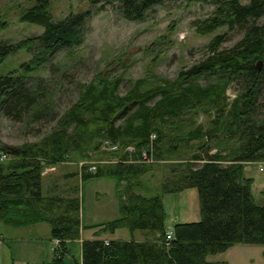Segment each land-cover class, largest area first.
Returning a JSON list of instances; mask_svg holds the SVG:
<instances>
[{
    "label": "trees",
    "instance_id": "1",
    "mask_svg": "<svg viewBox=\"0 0 264 264\" xmlns=\"http://www.w3.org/2000/svg\"><path fill=\"white\" fill-rule=\"evenodd\" d=\"M51 1L35 0L19 15L22 22L41 25L40 35L0 41V61L22 49L31 54L17 70L0 76V120L3 115L30 125L56 117L55 89L47 79L28 80L24 72L37 70L58 53L71 57L83 44L94 13L71 12L54 21ZM169 1L177 0H88L100 4L96 12L114 3L130 22H143ZM182 1L214 6L209 16L192 21L197 34L226 31L215 35L204 57L175 80L149 86L139 79L121 95V78L100 72L89 83H78L79 100L37 141L13 147L0 140V155L7 156L0 159V222L12 228L49 224L58 243L53 250L57 264L68 253L67 243L80 239L84 228L79 187L70 184L61 194L54 184L45 196L42 172L74 159L85 162L80 172L66 177L110 178L119 189L121 216L99 226L97 234L119 229L146 234L143 241L83 240L81 264H208V256L235 244L264 245V203L255 201L252 178L244 169L264 164V0ZM6 26L0 19V29ZM230 32L239 39L221 47ZM199 79L209 82L199 84ZM232 84L236 93L229 99ZM158 94L161 98L150 104ZM199 115L206 121H198ZM98 139L118 150H107L106 162L87 171L86 161L93 159L89 149L98 148ZM158 167L166 174L156 189L143 186L141 177ZM191 189L197 192L200 218L175 224L167 240L163 195Z\"/></svg>",
    "mask_w": 264,
    "mask_h": 264
},
{
    "label": "rangeland",
    "instance_id": "2",
    "mask_svg": "<svg viewBox=\"0 0 264 264\" xmlns=\"http://www.w3.org/2000/svg\"><path fill=\"white\" fill-rule=\"evenodd\" d=\"M34 2L35 0H0V19L7 23L5 28L0 29V41L15 43L36 37L43 32L41 25L19 20L21 11L30 8ZM240 2L246 4L249 0H240ZM99 5H91L88 0L51 1V14L54 21L62 20L71 12L92 11L94 14L89 22V30L83 44L71 57L67 58L65 53H58L37 70L24 72L28 80L47 79L50 82V88L55 89L51 100L55 105L56 117L52 122L39 121L27 125L25 122L9 120L2 115L0 140L4 144L15 147L24 142L37 141L41 135L48 132L51 127L53 128L68 108L79 100L83 91L79 90L78 83H89L98 73L103 72L107 78H121L119 86L121 95H124L139 79H146L149 86L152 84L162 86L164 81L175 80L180 71L202 59L206 54L205 47L209 41L215 35L226 31L225 27H221L214 32L200 35L192 27V21L203 19L213 12L214 6L210 3L187 4L182 0L169 1L156 7L143 22L122 19L115 10L114 3L107 4L102 11L96 12ZM238 39L239 35L230 32L221 47H230ZM30 59L31 54L24 49L7 56L0 61V76L17 70ZM198 82L207 84L209 80L199 79ZM235 88L233 84L228 87L226 93L229 99L234 97ZM160 98L161 95L158 94L149 103L153 104ZM200 119L206 121V118L199 115L198 121ZM104 142L106 141L98 139V148L89 149L93 157L92 160L86 161L89 168L91 166L95 168L94 165L105 163L108 159L106 153L109 152L105 149L109 146ZM152 142L154 143V139ZM113 158L114 156L110 157V160H115ZM84 162L74 159L58 165L45 166L42 172V193L47 196V187H53L55 184L59 187L57 191L63 194L65 187L78 184L81 222L84 227L82 235L84 238H98L103 236V234H97L99 226L121 216L119 189L117 190L116 181L110 178L92 177L82 180L79 176L70 177V179L66 177L74 172H80ZM165 174L166 170L158 167L155 171L141 177L142 184L152 190L156 189ZM256 202L259 203V201ZM163 203L167 213L168 211L177 213L185 209L188 220L195 221L200 218L197 192L194 189L182 193L164 194ZM39 226L41 233L46 234L45 236L50 235L49 224L41 223L37 227ZM137 233L141 235L140 231ZM116 235L122 236L118 233ZM44 243L47 244L48 253L51 254L53 242L45 240ZM20 246L23 247V245ZM68 248L71 249L69 243ZM43 255H45L44 251H35L31 248L25 259L31 264H42L46 260ZM73 255L78 256L77 253ZM206 262L208 264H264V245L238 243L223 252L208 256Z\"/></svg>",
    "mask_w": 264,
    "mask_h": 264
},
{
    "label": "crops",
    "instance_id": "3",
    "mask_svg": "<svg viewBox=\"0 0 264 264\" xmlns=\"http://www.w3.org/2000/svg\"><path fill=\"white\" fill-rule=\"evenodd\" d=\"M244 169L245 175L252 178V194L254 195V198L256 201H259V203H264V172L258 171L257 164L252 163L247 164ZM184 210L177 211L179 214L174 213V211H168L167 213L165 210L166 228H172L177 223L191 221L188 220L189 218H187L188 216H186ZM38 225L39 224L22 228H12L0 222V264H31L30 261L25 259L27 258L26 255L28 254V251L31 250V248H34L35 251H44L45 255L43 256L46 258V260L42 262V264H57L54 262L53 252L49 254L48 246L46 243H44L45 240H50V242H53L54 244V241L50 235L45 236L46 234L41 233V227H37ZM117 233L122 234V236L118 237L116 235ZM98 238L106 240L112 238L127 241H143L146 239V234L141 232L140 235V233H137V231L131 233L127 229H119V231L117 230L112 235L103 234V236H99ZM92 239L94 238H84L81 232L80 239L68 242L71 246V249L68 248V253L64 256L63 261L60 264H81V243L83 240ZM20 245H23V247ZM74 253H77L78 256H74Z\"/></svg>",
    "mask_w": 264,
    "mask_h": 264
},
{
    "label": "built area",
    "instance_id": "4",
    "mask_svg": "<svg viewBox=\"0 0 264 264\" xmlns=\"http://www.w3.org/2000/svg\"><path fill=\"white\" fill-rule=\"evenodd\" d=\"M105 143L109 146V147L107 148V149H109V150L115 151V150L118 149L117 145H115V144H109L108 142H105ZM126 151H128V152L132 151V147H127V148H126ZM4 158H5V155H2V156H1V159H4ZM91 169L94 170L95 168L92 167ZM259 170H260V171H263V170H264V167H263L262 165H260V166H259ZM171 237H172V231L169 230V231H167V232L165 233V238H166L167 240H169V239H171Z\"/></svg>",
    "mask_w": 264,
    "mask_h": 264
},
{
    "label": "water",
    "instance_id": "5",
    "mask_svg": "<svg viewBox=\"0 0 264 264\" xmlns=\"http://www.w3.org/2000/svg\"><path fill=\"white\" fill-rule=\"evenodd\" d=\"M258 64H260V63H258ZM259 66V65H258Z\"/></svg>",
    "mask_w": 264,
    "mask_h": 264
}]
</instances>
